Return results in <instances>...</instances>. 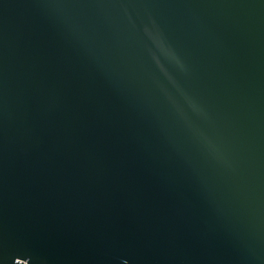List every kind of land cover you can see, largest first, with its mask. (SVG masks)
Listing matches in <instances>:
<instances>
[{"label":"water","instance_id":"1","mask_svg":"<svg viewBox=\"0 0 264 264\" xmlns=\"http://www.w3.org/2000/svg\"><path fill=\"white\" fill-rule=\"evenodd\" d=\"M0 264H264V0H0Z\"/></svg>","mask_w":264,"mask_h":264}]
</instances>
